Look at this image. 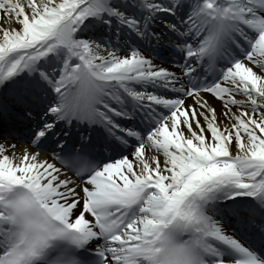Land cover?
Returning <instances> with one entry per match:
<instances>
[{
  "label": "bare ground",
  "instance_id": "6f19581e",
  "mask_svg": "<svg viewBox=\"0 0 264 264\" xmlns=\"http://www.w3.org/2000/svg\"><path fill=\"white\" fill-rule=\"evenodd\" d=\"M67 1L0 0V45L6 50L2 54L7 55L10 50L7 43L17 49L20 40L29 35L33 43L37 42L40 28L52 27L51 34L59 36L70 49L56 48L54 52L65 53L66 60L59 66L55 63L52 71L65 72L70 54L80 58L83 55L87 86L95 94L121 89L128 96L150 103L174 102L173 97L167 99L160 93L177 81L176 70L131 50L126 43L103 50L97 37L90 33L94 23L105 21L103 27L115 44L114 25L124 23L136 28L128 18L139 24V39L148 25L157 29L163 24L169 29L183 23L172 13L171 5L164 0H88L95 12L74 25L64 17ZM223 2L233 6L236 34H254V37L243 36L254 49L217 88L185 99L150 139L113 164L114 174L103 169L98 178L93 177L83 185L58 168L49 154L0 143V196L11 185L23 183L35 190L57 218L91 233L87 203L103 204L150 186L143 206L124 230L122 240H115L117 255L125 259L137 255V249L148 241L149 233L177 214L192 220L200 229L218 231L215 223L223 218L217 214L219 210L214 213L217 218L213 215L212 219L210 213L217 200L226 202L232 197H244L250 190L264 185V35L255 38L264 30V21L261 15L253 18L254 7L264 8V0H220L218 4ZM122 11L127 13L125 19L120 17ZM170 14L171 21L162 22ZM204 14L194 16L193 25L186 26L200 39L201 51L212 37ZM110 65L112 68L108 69ZM67 73L59 75L63 83L69 79ZM153 84L159 86L158 92ZM20 88L28 92L36 85L29 82Z\"/></svg>",
  "mask_w": 264,
  "mask_h": 264
},
{
  "label": "rangeland",
  "instance_id": "374dc122",
  "mask_svg": "<svg viewBox=\"0 0 264 264\" xmlns=\"http://www.w3.org/2000/svg\"><path fill=\"white\" fill-rule=\"evenodd\" d=\"M90 10H92V8L87 4V0H68L64 17H67L71 21H77V23H79L82 18L88 16V12ZM49 28L50 27H46V26L40 28L41 39L37 41L36 43L32 42V38L30 37V35L27 38H22L20 40V48H18V52L16 51V48H14L12 44L7 43L6 45H7L8 50L10 49L9 50L10 53L8 55H3L2 53L6 52V50L3 48L4 46L0 45V60L6 58L4 59V63H2L0 66V74L4 72L12 71L13 69H15L14 66L19 65V63L23 59L28 58L26 53L19 52V50L21 51V48L22 49H33L32 51L33 56H37L39 58L43 57L48 51L47 49L48 46H44V45L47 43L53 46L57 42L56 39L53 40L51 38V32ZM49 40H51V44ZM9 55L10 57L8 58Z\"/></svg>",
  "mask_w": 264,
  "mask_h": 264
}]
</instances>
